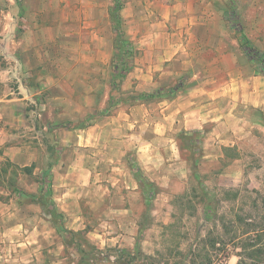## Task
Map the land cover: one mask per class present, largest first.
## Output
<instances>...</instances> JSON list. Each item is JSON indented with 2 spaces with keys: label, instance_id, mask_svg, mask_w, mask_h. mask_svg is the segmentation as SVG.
<instances>
[{
  "label": "rangeland",
  "instance_id": "obj_1",
  "mask_svg": "<svg viewBox=\"0 0 264 264\" xmlns=\"http://www.w3.org/2000/svg\"><path fill=\"white\" fill-rule=\"evenodd\" d=\"M120 1L124 3L122 14L129 35L141 27L139 37L146 35L145 24L150 20L145 8L147 0H142V5H137L136 0ZM60 2L65 5L64 1ZM24 3V0H0V40L7 22L27 18ZM104 4L106 27L116 25L117 28L119 25L111 17L114 0H104ZM225 4L228 8L226 16L235 10L241 17L243 0H229ZM259 5L261 17H264V0H260ZM247 6L252 9V4ZM49 10L45 13L51 18L59 13ZM91 12L95 18L101 17V12ZM247 14L253 23L252 10ZM112 32L113 50L107 53L106 65L100 73L74 75L73 90L68 87V90L57 91L60 94L67 91L76 102L80 99L83 103H91L89 115L77 117L85 107L68 104L66 109L74 116L73 120L60 124L43 123L40 115L46 104L45 95L42 99L34 96L24 104L26 124L7 128L24 136L18 137L21 142L39 148L35 168L45 170L62 154L69 158L73 168L68 172V182L73 186V193L87 190L86 198L92 200L95 212L84 213V231L61 232L60 227L65 223L63 215H57V211L47 205L46 213L52 211L54 214L51 217L45 213V217L52 221L58 232L56 243L47 245L50 243L47 233L35 235L29 238L34 244L46 242L41 249L0 251L4 255L0 264H239L241 259L246 264H264V256L254 260L243 250V241L250 236L245 232L253 225L264 226V106L232 108V114L247 119L228 125L237 130L232 136L226 127L215 128L213 124L205 126L199 133L176 131L170 123L167 125L168 120L161 111L165 106L163 101L173 99L177 92L165 99L164 96L171 93L169 88L162 92L160 89L153 92L136 90V78L126 79L119 89L112 88V60L117 36L115 28ZM250 37L253 45L264 51V33L255 32ZM135 50L134 65H137L143 49ZM151 62L156 63V60ZM6 63L5 56L0 54V68ZM40 74L39 71V74L25 78L35 80ZM84 76L94 91L85 89L80 80ZM9 81L10 88L18 87L14 75ZM184 83L185 80L178 82L182 89L187 85ZM0 84L3 83L0 81ZM31 92L33 94L32 89ZM137 103L146 107H143L144 112L138 111L132 116L131 106ZM145 108L152 115H146ZM134 115L142 118L137 127L131 122ZM97 117H104L108 123L101 126L97 131L99 134L82 138V131L94 125ZM3 125L1 119L0 126ZM87 144H95V147H85ZM93 148H98L100 153L98 156L89 153L100 160L101 165L96 171L83 167L88 162L84 155ZM132 166L146 178L142 184L135 179ZM21 174H24L22 170L7 161L0 162V181L5 185L0 183L12 193H15L13 188ZM94 181L103 183L104 187L97 188ZM45 186H49L47 181ZM149 190H153L152 196L148 194ZM235 191L240 192L236 198L232 195ZM1 196L9 197L5 193ZM103 196L113 211L101 207ZM49 200L44 198L46 202ZM237 216L244 221L239 223ZM230 223L235 224L234 229ZM261 245L264 246V238Z\"/></svg>",
  "mask_w": 264,
  "mask_h": 264
},
{
  "label": "crops",
  "instance_id": "obj_2",
  "mask_svg": "<svg viewBox=\"0 0 264 264\" xmlns=\"http://www.w3.org/2000/svg\"><path fill=\"white\" fill-rule=\"evenodd\" d=\"M24 1L27 18H15L7 22L0 40V54L8 61L5 67L0 68V81L3 83L0 84V120L4 122V127L0 126V162L5 160L17 168L36 164L40 154L39 148L21 142L18 132L7 129L26 124V116L23 115L25 101L34 96L42 99L45 95L46 104L40 115L43 123L60 124L73 120L74 116L66 109L68 104L85 107L77 117H86L91 111L89 108L93 107L91 103H83L80 99L76 102L67 91L61 94L57 91L68 90V87L73 90L74 75L99 74L106 65L107 53L113 50L114 45L113 28L105 25L104 0ZM60 1H64L65 5ZM227 1L147 0L145 8L150 20L145 24L146 35L140 37L142 27L135 34L131 33V36L126 30L123 3L120 14L125 36L134 49H143L141 61L134 65L127 80L136 78V90L149 92L174 87L181 80L187 84L173 99L163 101L165 106L161 113L167 118V125L170 123L176 131H200L213 124L215 128L226 127L232 136L237 130L230 129L228 125L247 120L232 114V108L254 109L264 106V75L244 54L237 38L233 36L226 22ZM139 3L142 5V0H136V4ZM248 3L252 4V9H249ZM259 4L260 0H243L240 10L241 23L251 42L250 35L264 33V17H261ZM49 9L59 13L51 18L50 14L45 13L50 12ZM91 10L101 12V17L97 16L96 19ZM248 10L253 12V23L246 15ZM152 59L156 63H152ZM39 71L41 74L35 80L25 78L39 74ZM13 75L19 82L17 88L16 85L10 88L9 79ZM85 76L80 79L85 89L88 87L87 90L94 91ZM27 82L29 85H26ZM144 106L143 103L131 106L132 116L138 111L144 112ZM145 111L146 115H152L147 109ZM141 120L134 115L131 122L137 127ZM107 121L104 117H97L94 125L82 131V138L90 134L95 136ZM94 145L87 144L85 147ZM93 149L89 150L87 156L84 155V159L88 157L89 164L85 162L83 167L96 171L101 165L100 160L92 158L89 153H100L98 148ZM71 168L73 166H70L69 158L64 157V154L52 160L50 196L45 195L39 182L44 170L37 166L32 175L21 174L15 184L25 195L12 193L0 181L3 184L0 183V251L41 249L46 242L34 244L29 238L46 233L50 242L47 245L56 243L58 232L52 221L45 217L44 197L52 199L58 212L63 215L65 229L71 233L84 231V213L95 211L92 200L86 198L87 190L73 193V186L68 182ZM94 182L97 188L104 187L103 183ZM48 184L50 187V180ZM4 193L9 197L1 196ZM107 204L103 196L101 207L113 211L111 205ZM104 213L107 215V211ZM1 257L4 255L0 254Z\"/></svg>",
  "mask_w": 264,
  "mask_h": 264
},
{
  "label": "trees",
  "instance_id": "obj_3",
  "mask_svg": "<svg viewBox=\"0 0 264 264\" xmlns=\"http://www.w3.org/2000/svg\"><path fill=\"white\" fill-rule=\"evenodd\" d=\"M123 9V3L120 0H114V6L111 9V17L113 21L119 25L116 28V25L113 27L115 28V31L117 32V36L115 39V54L113 55L112 60V79H111V85L112 88H120V84H123L124 81L127 79L128 75L132 72L134 68V61L136 59V50L132 46L131 42L127 40L125 33L122 29V17H121V10ZM228 14V13H227ZM226 22L229 26V28L233 31L235 35H238L237 40L239 42L241 50L244 52V54L248 57V59L257 66L260 73L264 75V51L258 49L256 46L253 45L249 37L247 36L244 27L241 23L240 16L238 13L233 10L232 13H230L228 16H226ZM182 89V86L177 84L174 87L169 88V91L171 92L170 95L164 96L165 99H170L172 93H176ZM160 89L159 92H162ZM198 132V130L192 131V133ZM190 133V132H189ZM191 133V134H192ZM9 163V162H7ZM10 164V163H9ZM12 165V164H10ZM17 167V166H14ZM50 167H47L44 170V173L42 175V178L39 180L43 191H45V195L50 196L51 195V173H50ZM35 168V164L32 166H27L24 168H18L22 170L23 173L32 175ZM132 171L135 179L142 184L146 178L144 175L140 172V170L132 166ZM50 180V187L45 186L46 181L47 183ZM49 185V184H48ZM13 191L19 195H25V193L21 190H19L16 186H14ZM150 196L153 194V190H149L148 193ZM240 194L239 191L232 192V195L236 198ZM48 198V197H44ZM43 198V200H44ZM151 198V197H150ZM45 206L50 205V207L53 208V211H57V215L61 216L62 214L56 210L55 203L51 200L49 202L43 201ZM49 215L51 217H54V214L52 211H49ZM237 220L239 223H242L244 220L241 216H237ZM235 224L230 223V227L232 229L235 228ZM61 232L68 231L65 229L64 226L60 227ZM71 233V232H70ZM245 235H250L248 239L243 241V250L246 251L247 256L251 259L256 260L257 258L264 256V246L261 245V242L264 238V226L262 225H253L251 228H249ZM253 235V236H252ZM242 256V255H241ZM242 258V257H241ZM261 262V258H260ZM264 263V262H263ZM239 264H246L244 260H240Z\"/></svg>",
  "mask_w": 264,
  "mask_h": 264
}]
</instances>
